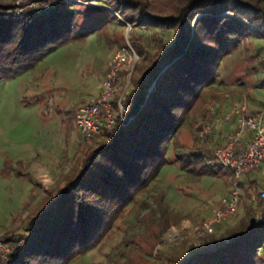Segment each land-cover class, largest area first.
I'll return each mask as SVG.
<instances>
[{
    "label": "trees",
    "instance_id": "trees-1",
    "mask_svg": "<svg viewBox=\"0 0 264 264\" xmlns=\"http://www.w3.org/2000/svg\"><path fill=\"white\" fill-rule=\"evenodd\" d=\"M50 1L38 10L21 7L19 15L13 4L0 1V79L31 67L59 45L82 41L114 14L127 24L171 36L168 42L158 39L153 51L137 49L141 60L133 65L130 89L106 140L88 146L78 167L58 185L42 189L24 233L1 235L16 243L6 264L72 263L109 238L116 221L140 207L139 199L169 163L170 150L180 145V127L200 112L220 62L250 37L264 38V0ZM74 1L108 8L92 7L104 15L78 25L81 11ZM172 153L190 174L219 172L209 165L210 151ZM261 215L232 228L224 242L189 247L177 264H264V210ZM158 223L161 230L168 226L163 214Z\"/></svg>",
    "mask_w": 264,
    "mask_h": 264
},
{
    "label": "rangeland",
    "instance_id": "rangeland-1",
    "mask_svg": "<svg viewBox=\"0 0 264 264\" xmlns=\"http://www.w3.org/2000/svg\"><path fill=\"white\" fill-rule=\"evenodd\" d=\"M0 1L13 4L17 15L21 7L38 10L51 2ZM74 3L81 11L76 18L78 25H84L87 17L104 15L92 7L108 8L96 1ZM170 36V32L127 24L114 14L104 28L88 34L82 41L59 45L31 67L0 79L1 239L5 232L24 233L26 220L42 197V189L58 185L78 167L88 146L106 140L104 131L84 139L74 129L73 117L80 103L98 95L112 54L120 48L133 51L137 58L132 63L129 57L127 63L132 66V73L134 63L141 60L137 49L153 51L158 39L168 42ZM233 105L244 107L246 115L264 113V38L250 37L220 62L217 80L205 93L200 112L191 124L186 119L180 127V145L170 150L169 163L160 168L139 199L140 207L126 210L109 238L68 264H177L186 257L189 247L224 242L229 231L249 216L260 219L264 210V199L259 196L264 189V162L239 178L241 195L235 212L219 222L213 234L198 244L192 242L194 227L210 216L235 180L212 151V147L224 143L226 135L217 132L214 120L217 117L220 123V117ZM211 106L215 107V117L209 110ZM203 124H211L213 129L201 139L197 131ZM198 150L212 153L209 165L219 168L218 173L195 176L180 169L174 161L172 152ZM18 171L24 175L16 174ZM159 196L158 205L153 197ZM161 214L168 223L163 230L158 223Z\"/></svg>",
    "mask_w": 264,
    "mask_h": 264
},
{
    "label": "built area",
    "instance_id": "built-area-1",
    "mask_svg": "<svg viewBox=\"0 0 264 264\" xmlns=\"http://www.w3.org/2000/svg\"><path fill=\"white\" fill-rule=\"evenodd\" d=\"M129 57L132 63L137 58L131 50H116L101 80L98 95L76 107L73 127L84 139H90L103 131L108 132L115 125L116 116L121 112V101L127 93L126 87L132 68L127 64ZM209 110L215 117V107L211 106ZM215 119L219 120L217 117ZM220 120H233L234 128L226 133L224 143L212 147V151L219 164L230 171L235 180L229 193L220 199L210 216L194 227L191 236L194 244L213 234L215 226L235 212L241 195L239 178L264 162V113L246 115L244 107L233 105ZM212 129L213 125L203 124L198 128L197 135L203 139ZM259 196L264 199V189L260 190ZM15 244L12 240L0 238V264H6L9 250Z\"/></svg>",
    "mask_w": 264,
    "mask_h": 264
},
{
    "label": "crops",
    "instance_id": "crops-1",
    "mask_svg": "<svg viewBox=\"0 0 264 264\" xmlns=\"http://www.w3.org/2000/svg\"><path fill=\"white\" fill-rule=\"evenodd\" d=\"M217 124H215V126H214V128L216 129V130H218L217 132H220L222 135H224V134H226L227 132H229V131H231L232 129H233V126H234V121L232 120V121H230V122H225V123H223V122H221L220 121V123H218L217 121H219V120H217V119H215L214 120ZM17 162V161H16ZM19 162H20V160H19ZM16 174H21V175H24V174H22L20 171H18V172H16ZM37 184H39V183H37ZM43 195V194H42ZM42 198V197H41ZM41 198H40V200H41ZM39 200V201H40ZM39 201L37 202V204L39 203ZM37 206V205H36ZM35 206V207H36Z\"/></svg>",
    "mask_w": 264,
    "mask_h": 264
}]
</instances>
